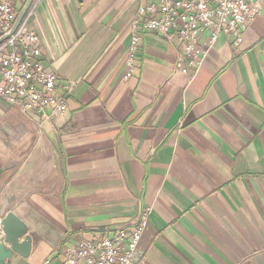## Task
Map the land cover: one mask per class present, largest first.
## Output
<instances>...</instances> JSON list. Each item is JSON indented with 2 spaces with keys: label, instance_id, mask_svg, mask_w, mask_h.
<instances>
[{
  "label": "crops",
  "instance_id": "crops-1",
  "mask_svg": "<svg viewBox=\"0 0 264 264\" xmlns=\"http://www.w3.org/2000/svg\"><path fill=\"white\" fill-rule=\"evenodd\" d=\"M13 4L68 110L44 121L0 97V219L31 242L11 264H58L145 213L140 264H264V7L189 74L178 42L140 30L125 80L138 0Z\"/></svg>",
  "mask_w": 264,
  "mask_h": 264
},
{
  "label": "built area",
  "instance_id": "built-area-1",
  "mask_svg": "<svg viewBox=\"0 0 264 264\" xmlns=\"http://www.w3.org/2000/svg\"><path fill=\"white\" fill-rule=\"evenodd\" d=\"M15 0H0V97L23 114L37 113L42 120L65 115L68 107L56 92L58 78L40 61L38 36L27 28V18L15 27ZM131 21L132 37L125 80L140 30L157 33L180 44L177 72L189 74L199 67L221 35L237 50L244 42L247 24L262 14L264 0H138ZM202 39L204 40L201 43ZM147 214L136 226L65 248L58 264H140L136 253L147 227ZM3 237L0 229V238ZM45 264H49L46 262Z\"/></svg>",
  "mask_w": 264,
  "mask_h": 264
},
{
  "label": "water",
  "instance_id": "water-1",
  "mask_svg": "<svg viewBox=\"0 0 264 264\" xmlns=\"http://www.w3.org/2000/svg\"><path fill=\"white\" fill-rule=\"evenodd\" d=\"M0 264H11L13 255L26 258L30 252L31 242L24 238L28 228L14 213L7 211L0 219Z\"/></svg>",
  "mask_w": 264,
  "mask_h": 264
}]
</instances>
